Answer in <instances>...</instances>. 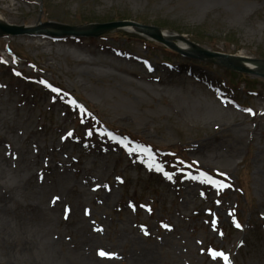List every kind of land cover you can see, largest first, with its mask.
<instances>
[{
    "label": "rangeland",
    "instance_id": "374dc122",
    "mask_svg": "<svg viewBox=\"0 0 264 264\" xmlns=\"http://www.w3.org/2000/svg\"><path fill=\"white\" fill-rule=\"evenodd\" d=\"M0 13L27 26L132 20L264 59V0H0ZM12 43L28 62L0 65V264H147L129 258L143 249L156 264H225L210 249L264 264V78L234 87L226 68L123 28L0 34V54ZM79 97L96 114L78 126L60 103Z\"/></svg>",
    "mask_w": 264,
    "mask_h": 264
},
{
    "label": "bare ground",
    "instance_id": "6f19581e",
    "mask_svg": "<svg viewBox=\"0 0 264 264\" xmlns=\"http://www.w3.org/2000/svg\"><path fill=\"white\" fill-rule=\"evenodd\" d=\"M0 21H1V23L7 25L5 19L2 17L1 13H0ZM48 26L52 27L50 25H47V27ZM125 29L130 31V32H137V30L134 29L132 26L131 27L127 26ZM161 35L167 41H172L175 38V36L172 35L169 31H162ZM179 44H180V48H181V49H179V51H182L185 55L188 54L187 52H190L193 57L198 58L195 55V50H191L192 48L188 49L189 46L187 43H185V44L179 43ZM220 53L223 54L224 57L232 56V57L238 58V61L237 60H234V61L240 66H244V67H247L249 69H253L255 71H259L261 73H264V59L254 58L259 63H263V66H261L260 64L255 65V63L252 61L253 57H248L244 53H239V54L223 53V52H220ZM199 59H201V58H199ZM214 59L222 61V62H220L221 64H227L228 63L227 61H223L224 58H220L219 56H214ZM28 243L33 245V240L30 242L28 241ZM29 247H31V246H29ZM143 250H147V251H135V253L131 254L129 258L136 260V261L141 260L143 262H146L147 264H156L154 261H157V257L154 256V254L152 252H149L148 249H143Z\"/></svg>",
    "mask_w": 264,
    "mask_h": 264
},
{
    "label": "water",
    "instance_id": "95a60500",
    "mask_svg": "<svg viewBox=\"0 0 264 264\" xmlns=\"http://www.w3.org/2000/svg\"><path fill=\"white\" fill-rule=\"evenodd\" d=\"M128 23L125 22H119V23H110V24H105V25H98L95 26L92 30L90 31H77L73 27H66L58 24H50L52 27H54L57 30V33L47 30V29H33V28H22V27H17V26H4L0 24V28L3 29L7 33L11 34H20V33H25V32H33V31H38V32H46V33H51V34H59V35H66V34H83V35H95L103 30L113 28V27H119V26H124ZM145 31L149 32V29L143 28ZM153 34V33H152ZM159 37L158 35H156Z\"/></svg>",
    "mask_w": 264,
    "mask_h": 264
},
{
    "label": "snow or ice",
    "instance_id": "6c2138e0",
    "mask_svg": "<svg viewBox=\"0 0 264 264\" xmlns=\"http://www.w3.org/2000/svg\"><path fill=\"white\" fill-rule=\"evenodd\" d=\"M42 83H47V82H42ZM48 86L49 87H52L51 85H48ZM52 90L55 91V92H59L60 91V89H58V88H53ZM248 111H250V110H248ZM68 135H72V133H69ZM138 147H140V146H138ZM142 150L148 151V149H142ZM130 151H134V150L133 149H130ZM149 167H153V165L150 164ZM155 167H156V169L158 171H163V169L159 165H155ZM165 175H168V174L165 173ZM169 178H171V177L169 176ZM165 227H167V226H165ZM237 227H241V225L237 223ZM209 252L211 253L213 259H215L216 257H222L223 260L225 261V264H231V261L229 260V257L225 253L220 252V251H213L211 249L209 250ZM99 254L101 256L109 255V254H107V253H105L103 251H101Z\"/></svg>",
    "mask_w": 264,
    "mask_h": 264
}]
</instances>
